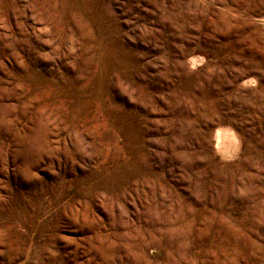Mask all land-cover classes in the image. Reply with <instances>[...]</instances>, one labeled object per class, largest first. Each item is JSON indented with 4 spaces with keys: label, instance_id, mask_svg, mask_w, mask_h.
Segmentation results:
<instances>
[{
    "label": "rangeland",
    "instance_id": "rangeland-1",
    "mask_svg": "<svg viewBox=\"0 0 264 264\" xmlns=\"http://www.w3.org/2000/svg\"><path fill=\"white\" fill-rule=\"evenodd\" d=\"M0 264H264V0H0Z\"/></svg>",
    "mask_w": 264,
    "mask_h": 264
},
{
    "label": "bare ground",
    "instance_id": "bare-ground-1",
    "mask_svg": "<svg viewBox=\"0 0 264 264\" xmlns=\"http://www.w3.org/2000/svg\"><path fill=\"white\" fill-rule=\"evenodd\" d=\"M220 130H224V131H228V132H230L234 137H235V142H236V145H235V148H234V151L231 153V154H233L235 151H236V149H237V144H238V137H236V135H235V133L232 131V130H228V129H225V128H219ZM219 129H217V130H219ZM217 130H216V132H217ZM215 132V133H216ZM222 154V153H221ZM224 155V154H223Z\"/></svg>",
    "mask_w": 264,
    "mask_h": 264
}]
</instances>
